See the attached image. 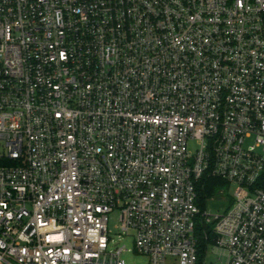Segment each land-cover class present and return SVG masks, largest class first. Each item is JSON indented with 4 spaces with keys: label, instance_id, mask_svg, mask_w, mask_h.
I'll list each match as a JSON object with an SVG mask.
<instances>
[{
    "label": "built area",
    "instance_id": "built-area-1",
    "mask_svg": "<svg viewBox=\"0 0 264 264\" xmlns=\"http://www.w3.org/2000/svg\"><path fill=\"white\" fill-rule=\"evenodd\" d=\"M114 210L148 264H264V0H0V264H126Z\"/></svg>",
    "mask_w": 264,
    "mask_h": 264
},
{
    "label": "rangeland",
    "instance_id": "rangeland-1",
    "mask_svg": "<svg viewBox=\"0 0 264 264\" xmlns=\"http://www.w3.org/2000/svg\"><path fill=\"white\" fill-rule=\"evenodd\" d=\"M196 147V142L193 141L189 143V149L191 151H194ZM233 190L234 185L232 184H228L225 187L217 189L216 192L207 200L206 211H208L210 214H220L228 206ZM108 230V235L110 237V248H115L116 246H125L127 249H129V251L122 253V258L125 260L126 264H148V257L146 255L132 251L134 247L132 237L121 234L119 230L117 210H114L109 214ZM211 261H215L214 255L208 256V264Z\"/></svg>",
    "mask_w": 264,
    "mask_h": 264
},
{
    "label": "trees",
    "instance_id": "trees-1",
    "mask_svg": "<svg viewBox=\"0 0 264 264\" xmlns=\"http://www.w3.org/2000/svg\"><path fill=\"white\" fill-rule=\"evenodd\" d=\"M196 185L197 203L201 208H203L206 200L209 199L217 189L227 186L228 183L221 178L205 175L197 182ZM204 231L208 233L210 231V226L204 222V219L198 217L196 219L195 232L199 237L200 258L203 256L204 247L206 246L207 241L210 240V237L207 238V241L203 238Z\"/></svg>",
    "mask_w": 264,
    "mask_h": 264
}]
</instances>
